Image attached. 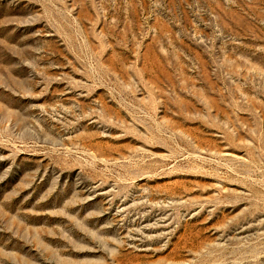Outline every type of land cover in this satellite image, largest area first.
I'll use <instances>...</instances> for the list:
<instances>
[{"label": "rangeland", "instance_id": "rangeland-1", "mask_svg": "<svg viewBox=\"0 0 264 264\" xmlns=\"http://www.w3.org/2000/svg\"><path fill=\"white\" fill-rule=\"evenodd\" d=\"M0 264H264V0H0Z\"/></svg>", "mask_w": 264, "mask_h": 264}]
</instances>
